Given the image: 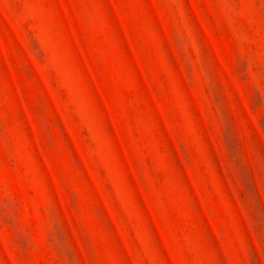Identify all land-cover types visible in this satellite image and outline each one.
Listing matches in <instances>:
<instances>
[{
	"label": "rangeland",
	"instance_id": "1",
	"mask_svg": "<svg viewBox=\"0 0 264 264\" xmlns=\"http://www.w3.org/2000/svg\"><path fill=\"white\" fill-rule=\"evenodd\" d=\"M0 264H264V0H0Z\"/></svg>",
	"mask_w": 264,
	"mask_h": 264
}]
</instances>
